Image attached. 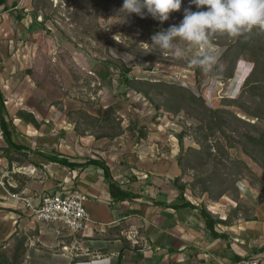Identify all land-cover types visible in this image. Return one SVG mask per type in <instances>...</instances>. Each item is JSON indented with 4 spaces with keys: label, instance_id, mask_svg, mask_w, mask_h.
<instances>
[{
    "label": "rangeland",
    "instance_id": "1",
    "mask_svg": "<svg viewBox=\"0 0 264 264\" xmlns=\"http://www.w3.org/2000/svg\"><path fill=\"white\" fill-rule=\"evenodd\" d=\"M123 3L124 0H7L6 6H0V34L4 40L16 42L22 55L23 77L29 76L28 84L39 98L54 105L60 121H69L77 136L103 140L108 147L116 146L117 152L123 150V157L132 148L147 143L153 134L159 136L157 142L168 153L180 145L188 188L202 200L199 204L229 223L239 217L254 220L256 207L252 202L264 207V156L249 139L258 136L257 130L222 114L210 120L200 106L164 91L141 84L128 87L121 82L119 69L107 62L129 68L132 80L188 88L209 108L230 110L261 128L264 120L246 111L264 114V106L259 105L264 100V75L257 74L255 88L245 86L254 69L250 53L245 52L237 61L234 77H226L237 50L231 49L225 59L224 55L240 36L215 34L208 48L179 42L186 49L180 58L153 50L143 44L151 45V36L139 27V15L119 12ZM189 6L190 0H182L181 10L171 13L162 28L178 25ZM191 10L206 8L191 5ZM263 33L258 45L264 50ZM206 52L217 57L211 68L190 62ZM125 53L131 55L118 56ZM137 90L148 91L149 98ZM11 157L28 160L24 153ZM220 194L224 195L218 197ZM2 210L3 222L11 210ZM41 226L37 224L35 230L27 232L18 229L13 239L0 240V255L6 252L11 256L19 240L26 237L22 256L15 264H31L35 259L46 264L47 254L55 258L64 254L69 264H108L106 258L83 251L75 243L76 237H85L84 233L71 236L67 228L61 227V242L57 247H48L50 238H38ZM30 240L37 251L28 250ZM248 250L244 264H264V253L256 255L250 247Z\"/></svg>",
    "mask_w": 264,
    "mask_h": 264
},
{
    "label": "crops",
    "instance_id": "2",
    "mask_svg": "<svg viewBox=\"0 0 264 264\" xmlns=\"http://www.w3.org/2000/svg\"><path fill=\"white\" fill-rule=\"evenodd\" d=\"M21 57L16 42L4 40L0 34L3 115L13 143L24 148L10 149L0 126V179L5 184V189L0 187V211L11 210L0 221V240H8L18 229L35 230L39 224L43 226L38 238L48 237V247H57L62 232L35 220L25 208L16 207L7 191L27 197L66 189L86 196V208L94 221L92 229L83 234L86 238L74 237L75 243L83 251L106 258L108 264H233V254L244 257L248 247L254 251L264 242V207L256 201L252 202L256 207L254 220L239 217L232 223H220L216 230L226 234L228 240L211 237L201 214L200 198L191 194L183 175L179 158L184 150L180 145L168 153L157 142L159 136L153 134L145 143L149 146L132 148L123 157V150L117 152L116 146L108 147L103 140L77 136L69 121H60L54 105L39 98L28 84L29 76L23 77ZM17 152L26 154L28 160L12 158ZM49 156L80 167L71 169L50 161ZM89 159L105 162L114 183L136 197L115 201L103 169L86 164ZM177 178H182L179 184ZM185 184L184 198L195 208L182 206L185 200L179 186ZM33 202L36 204L38 198ZM31 242L28 250L37 251ZM56 256L47 254L46 264H69L64 254ZM36 261L31 264H41Z\"/></svg>",
    "mask_w": 264,
    "mask_h": 264
},
{
    "label": "trees",
    "instance_id": "3",
    "mask_svg": "<svg viewBox=\"0 0 264 264\" xmlns=\"http://www.w3.org/2000/svg\"><path fill=\"white\" fill-rule=\"evenodd\" d=\"M6 3H7V0H0V6H4V5L6 6ZM137 19L139 22V27L144 31V33H148L150 36H152L154 33L163 29L162 24L158 20L153 19L150 15H145L144 18H141V16H139ZM261 35H262V31H260L256 27H254L250 32H246V33L242 34L237 39V41L232 46H230L228 48V51L224 55V59L227 57V54L231 51V49L235 48L237 50V52H236L235 60L231 63L230 68H229V72H228V74H226L227 75L226 77H228V78L234 77V72L236 70V65H237V61H238L239 57L242 56L243 53L249 52L251 57H252V61L254 62V69H253L252 73L250 74V76L248 77V79L246 80L245 86H247V87L252 86L253 88L256 87L254 84L255 82H257L255 80V77L257 76V74L264 75V50L261 49L258 45L260 40H261V38H260ZM107 63L109 65H112L113 67H116L117 69H119L120 80L122 83L126 84L128 87H133L135 84H141V85L148 87L150 89H157L160 91H164L166 93H169L170 95H173L175 97H179L181 99H185L186 101H188L192 104H196V105L200 106L202 109H204L205 116L210 120L213 119L216 115L222 114L225 116H229L231 119H235L238 122L244 123L246 125H249V126L255 128L258 132V136L257 137L249 136L250 137L249 139H251V145L259 148L260 149L259 151L261 152L262 156H264V128H261L255 124H250L249 122L238 118L230 110H226V109L225 110H223V109L222 110H213V109L209 108L205 104L203 98H201L200 96H197L188 88H184L182 86H177V85H173V84L164 83L161 81L160 82H150L147 80H132L131 76L130 77L128 76L129 75L128 73L130 71L129 68H126L125 66L122 67L118 63H115L113 61L107 62ZM137 91L144 93L146 95V97L149 98V92L148 91H144V90H137ZM259 105L264 106V100L261 101L259 103ZM4 109H5V100H4V95L0 89V114H1L0 126H1L3 136H4V138L8 144V147L10 149L12 148V149L21 151L24 148L22 146H18L16 144H14L12 141V133H11L9 126H8V123L6 122L5 117L3 115ZM246 114L251 115L253 117H256L259 120L260 119L264 120V114H260V113L253 114V113L248 112V111H246ZM5 151H9V150H5ZM250 156L253 158L252 155H250ZM47 158L52 162L59 163L61 165L67 166L71 169H75L77 167H80V164L71 163L68 160H62V159H59V158L54 157V156H49ZM183 159H184V155L181 154L179 161H180V165H181L182 170H183V175H185L184 174V167H183ZM86 164L96 165V166L100 167L101 169H103L105 177L109 182L110 191L112 193V196H114L115 201H123L126 199H132V198L136 197L131 193H128V192L121 190V188L114 183V181L112 180L111 174H110V170H109L108 166H106L105 162H101V161L94 160V159H89V160H87ZM262 167L264 168V165H262ZM181 179L182 178H177L175 180L176 184H179ZM186 188H187L186 184L179 186V189L181 191V197L184 200H185L184 193L186 191ZM223 195L224 194H220L218 197H221ZM262 203H264V199L262 200ZM182 206L195 208V206L191 202L186 201V200H185V202H183ZM174 207H177V206H174ZM201 214L205 219L206 229L210 233L212 238L228 240V236L226 234L219 233L216 230V227L220 223L227 224L229 222L220 220L218 218H214L205 207L201 208ZM12 239H13V237H12ZM26 240H27L26 237H22L19 240V243L17 244V247L11 256H9L6 252H3L0 255V264H15V263H17V261L22 256L20 251H21V248L23 247V244L26 242ZM254 253L256 255L263 254L264 253V244L262 246H260L259 248L255 249ZM246 260H247V258L237 256L234 254L231 258V261L233 264H238V263H240L242 261H246Z\"/></svg>",
    "mask_w": 264,
    "mask_h": 264
},
{
    "label": "clouds",
    "instance_id": "4",
    "mask_svg": "<svg viewBox=\"0 0 264 264\" xmlns=\"http://www.w3.org/2000/svg\"><path fill=\"white\" fill-rule=\"evenodd\" d=\"M181 5L182 0H124L119 12L126 13V16L135 13L141 18L150 15L162 24L169 19L171 13L180 11ZM191 5L206 10L194 12ZM254 27L264 32V0H190V6L184 9L183 19L178 25L173 24L154 33L151 45L143 44L162 54L168 52L180 58L186 49L181 48L179 42L189 47L208 48L211 37L215 34L235 38L250 32ZM130 55L125 53L118 56ZM216 60L213 52H206L203 56L193 57L190 62L209 69Z\"/></svg>",
    "mask_w": 264,
    "mask_h": 264
},
{
    "label": "built area",
    "instance_id": "5",
    "mask_svg": "<svg viewBox=\"0 0 264 264\" xmlns=\"http://www.w3.org/2000/svg\"><path fill=\"white\" fill-rule=\"evenodd\" d=\"M173 138L178 141L175 136ZM0 187L5 189V184L1 179ZM7 193L16 207L25 208L31 217L39 222L54 226L58 233L61 231V227L67 228L73 234L85 233L92 229L94 224L86 208L87 198L78 191L64 189L27 197L8 191ZM35 198H38L36 204L33 202ZM34 244L32 241L31 246Z\"/></svg>",
    "mask_w": 264,
    "mask_h": 264
}]
</instances>
